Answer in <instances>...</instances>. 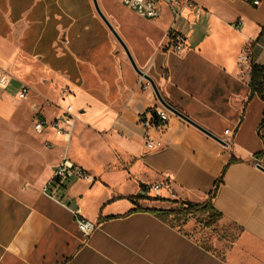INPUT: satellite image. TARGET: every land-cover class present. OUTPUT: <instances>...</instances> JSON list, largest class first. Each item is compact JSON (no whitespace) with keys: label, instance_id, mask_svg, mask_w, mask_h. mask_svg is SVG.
<instances>
[{"label":"crops","instance_id":"1","mask_svg":"<svg viewBox=\"0 0 264 264\" xmlns=\"http://www.w3.org/2000/svg\"><path fill=\"white\" fill-rule=\"evenodd\" d=\"M96 1L162 97L225 143L172 112L165 132L153 130L163 147L145 148L139 116L164 105L151 83L142 88L149 80L94 0H0V73L12 75L1 102L24 101L48 122L73 111L68 139L24 117V168L35 180L19 193L0 183V264H264V101L249 84L252 64L264 66V0H193L175 24L182 52L168 45L167 9L149 18L119 0ZM244 51L250 61L240 64ZM65 157L95 180L54 178ZM139 193L212 198L222 213L212 228L228 236L205 245L147 209L167 201L130 199ZM74 211L97 223L89 236Z\"/></svg>","mask_w":264,"mask_h":264},{"label":"built area","instance_id":"2","mask_svg":"<svg viewBox=\"0 0 264 264\" xmlns=\"http://www.w3.org/2000/svg\"><path fill=\"white\" fill-rule=\"evenodd\" d=\"M126 4L130 8L137 11L139 14L149 17L158 18L163 15L164 10L167 9L173 16V22L169 31V47L175 52H182L186 49V37L179 31L175 30V24L181 17H187L196 8V3L193 0H119ZM253 4L258 5L260 0H245ZM238 21L236 26H239ZM250 61V54L244 51L239 54L238 62L240 64L248 63ZM12 75L7 69H3L0 73V95L9 87L11 83ZM150 82L142 81V88L149 89ZM29 87L24 84L20 91L19 97L25 98L28 94ZM172 112L165 106L153 105L146 112L141 113L139 116L140 123L144 126V145L149 151L161 149L164 145L162 138L156 136L153 130H159L165 132L170 123V117ZM73 111L71 106L64 109L63 113L57 116L52 121L48 122L41 114L35 119V129L37 131H43L46 125H49L56 132L66 135L67 139L71 136L72 128L65 129L63 124L72 125ZM226 133L229 130L226 129ZM53 177L58 181H63L68 178H80L88 182H93L95 177L84 169L81 165L75 163L69 158H63L54 168ZM160 185H154L155 188H159ZM76 221L79 229L84 235L89 236L97 227V223L84 217L78 211H74Z\"/></svg>","mask_w":264,"mask_h":264},{"label":"rangeland","instance_id":"3","mask_svg":"<svg viewBox=\"0 0 264 264\" xmlns=\"http://www.w3.org/2000/svg\"><path fill=\"white\" fill-rule=\"evenodd\" d=\"M24 79V76L21 77ZM18 87V82H14L11 87L12 94ZM0 98V183L10 191L19 193L26 187V183L35 180L34 174L24 168V117H29L33 122L37 116L41 115L38 110H27L24 108V101L11 97L3 105ZM175 206L170 201L164 206ZM174 224L180 225L189 234L197 238L205 245H211L213 238L220 235L228 236V228L217 226L216 230L207 226L209 217L206 214L185 218L171 217Z\"/></svg>","mask_w":264,"mask_h":264},{"label":"trees","instance_id":"4","mask_svg":"<svg viewBox=\"0 0 264 264\" xmlns=\"http://www.w3.org/2000/svg\"><path fill=\"white\" fill-rule=\"evenodd\" d=\"M250 88H251V96L258 95L262 98L264 101V66L260 64H252L251 72H250V80H249ZM264 125V112L263 117L260 123V128ZM235 157H232L228 164H231L232 162L237 161ZM142 191L146 192L149 190V186L142 184ZM141 198H147L150 200H164V201H170L172 203H175V206H153V207H147L148 210L156 213L159 217L162 219L167 220L171 224L175 226L180 225L174 224L171 221V217L175 218H185L188 219L192 216H197L199 214H206V216L209 217L208 221L206 222L207 226L212 227L213 225H216L220 218L222 217V213L214 206L212 202V198H209L205 201H193L190 199H180V198H167V197H161V196H147L144 193H139L135 196H130V199L133 201H136L137 199ZM183 229V228H182Z\"/></svg>","mask_w":264,"mask_h":264},{"label":"water","instance_id":"5","mask_svg":"<svg viewBox=\"0 0 264 264\" xmlns=\"http://www.w3.org/2000/svg\"><path fill=\"white\" fill-rule=\"evenodd\" d=\"M94 3L96 5V8L98 10V12L100 13V15L104 18V20L107 22V24L109 25L110 29L113 31V33L116 35V37L118 38V40L120 41L121 45L123 46V48L125 49L126 53L128 54L130 61L132 62L134 68L138 71L139 74L144 75L151 83L157 98L159 99V101L171 112H173L174 114L184 118L185 120L189 121L190 123L194 124L195 126H197L198 128H200L201 130H203L204 132H206L207 134L211 135L212 137H214L215 139H217L218 141L225 143V141L219 137H217L216 135H214L213 133H211L210 131H208L206 128H204L203 126H201L200 124L196 123L195 121H193L192 119H190L187 115H185L184 113H182L180 110L176 109L175 107H173L172 105H170L161 95L158 87L156 86L154 80L146 75L136 64V62L134 61L128 47L126 46V44L123 42V40L120 38V36L118 35V33L114 30V28L112 27V25L109 23V21L106 19L105 15L102 13V11L100 10L97 1L94 0ZM261 169L264 170V166L259 165Z\"/></svg>","mask_w":264,"mask_h":264}]
</instances>
